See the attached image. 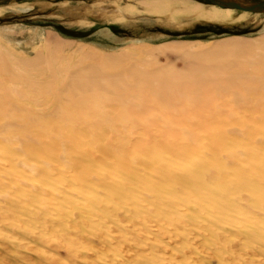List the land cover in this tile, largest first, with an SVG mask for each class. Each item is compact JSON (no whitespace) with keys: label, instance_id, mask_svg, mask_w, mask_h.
I'll use <instances>...</instances> for the list:
<instances>
[{"label":"bare ground","instance_id":"1","mask_svg":"<svg viewBox=\"0 0 264 264\" xmlns=\"http://www.w3.org/2000/svg\"><path fill=\"white\" fill-rule=\"evenodd\" d=\"M142 4L168 19L232 12ZM14 55L0 46V224L85 264L264 256V47L226 38L185 53V73L133 50Z\"/></svg>","mask_w":264,"mask_h":264},{"label":"rangeland","instance_id":"2","mask_svg":"<svg viewBox=\"0 0 264 264\" xmlns=\"http://www.w3.org/2000/svg\"><path fill=\"white\" fill-rule=\"evenodd\" d=\"M157 1L163 0H0V46L14 52V60L35 57L47 45H61L63 53L72 55L133 50L148 67L165 73L188 72L185 53L226 38L248 39L253 50L264 47V13L232 9L224 22L186 14L168 19L142 4ZM164 1L195 5L202 13L219 9L200 0ZM4 226L0 224V264H85L54 242H36ZM10 235L20 245L13 248L6 237ZM107 254L87 264H118L117 257ZM167 254L159 252L163 257ZM263 258L256 255L251 264H264ZM165 262L181 264L180 259ZM204 264L218 263L209 256Z\"/></svg>","mask_w":264,"mask_h":264},{"label":"water","instance_id":"3","mask_svg":"<svg viewBox=\"0 0 264 264\" xmlns=\"http://www.w3.org/2000/svg\"><path fill=\"white\" fill-rule=\"evenodd\" d=\"M222 8H231L243 10L253 13H264V0L249 1V0H200Z\"/></svg>","mask_w":264,"mask_h":264}]
</instances>
